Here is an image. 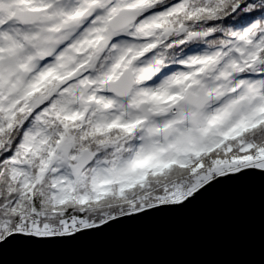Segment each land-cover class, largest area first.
<instances>
[{
	"label": "snow or ice",
	"instance_id": "6c2138e0",
	"mask_svg": "<svg viewBox=\"0 0 264 264\" xmlns=\"http://www.w3.org/2000/svg\"><path fill=\"white\" fill-rule=\"evenodd\" d=\"M264 197V0H0V264Z\"/></svg>",
	"mask_w": 264,
	"mask_h": 264
},
{
	"label": "water",
	"instance_id": "95a60500",
	"mask_svg": "<svg viewBox=\"0 0 264 264\" xmlns=\"http://www.w3.org/2000/svg\"><path fill=\"white\" fill-rule=\"evenodd\" d=\"M36 264H264L259 188L221 190L190 209L118 225L29 257Z\"/></svg>",
	"mask_w": 264,
	"mask_h": 264
}]
</instances>
